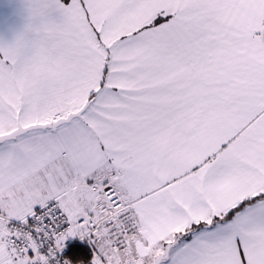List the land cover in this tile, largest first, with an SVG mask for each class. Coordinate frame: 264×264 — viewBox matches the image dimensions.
<instances>
[{
  "label": "snow or ice",
  "instance_id": "snow-or-ice-1",
  "mask_svg": "<svg viewBox=\"0 0 264 264\" xmlns=\"http://www.w3.org/2000/svg\"><path fill=\"white\" fill-rule=\"evenodd\" d=\"M0 37V264H264V0H24Z\"/></svg>",
  "mask_w": 264,
  "mask_h": 264
},
{
  "label": "crops",
  "instance_id": "crops-1",
  "mask_svg": "<svg viewBox=\"0 0 264 264\" xmlns=\"http://www.w3.org/2000/svg\"><path fill=\"white\" fill-rule=\"evenodd\" d=\"M25 20L24 0H0V37L10 38Z\"/></svg>",
  "mask_w": 264,
  "mask_h": 264
}]
</instances>
